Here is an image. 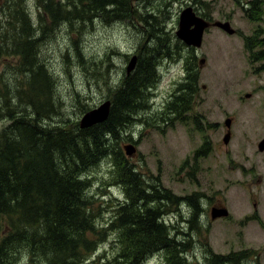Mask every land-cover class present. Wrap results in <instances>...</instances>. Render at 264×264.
<instances>
[{
  "label": "rangeland",
  "instance_id": "rangeland-1",
  "mask_svg": "<svg viewBox=\"0 0 264 264\" xmlns=\"http://www.w3.org/2000/svg\"><path fill=\"white\" fill-rule=\"evenodd\" d=\"M48 1L55 19L50 13L38 16ZM133 6L137 15L132 21H117L101 11L81 12L78 0H0V136L18 140L22 133H13L15 121L32 124L42 138L60 128L75 130L85 112L111 101L150 60L154 76L139 108L125 112V127L111 140L105 138L106 156L98 166L78 174L87 182L95 226V233H87L94 240L88 258L107 260L124 253L127 240L119 242L122 229L115 222L128 211L136 215L139 203L161 213L157 224L186 264H219L234 254L240 255L238 261L224 264H264V227L242 222L247 207L240 187L229 191L231 180L226 185L237 172L226 170L223 142L228 117L241 125L245 95L254 93L253 103L264 98V0H133ZM188 7L213 23L201 48L176 37L179 16ZM144 17L147 24H142ZM217 22H228L236 34L213 26ZM160 30L171 39H156ZM28 54L35 69L42 68L35 90L32 67L24 62ZM133 58L137 64L130 74ZM246 110L251 113L250 106ZM126 145H133L136 154L126 156L120 169L115 164ZM125 165L135 167L141 197L159 200H138L132 211L128 180L119 179ZM59 166L68 169L61 161ZM217 203L228 208L229 218L211 219ZM6 222L0 215V238L10 233ZM15 246L9 264H41V258L29 260L27 246ZM172 250L164 246L135 262L165 264Z\"/></svg>",
  "mask_w": 264,
  "mask_h": 264
},
{
  "label": "trees",
  "instance_id": "trees-1",
  "mask_svg": "<svg viewBox=\"0 0 264 264\" xmlns=\"http://www.w3.org/2000/svg\"><path fill=\"white\" fill-rule=\"evenodd\" d=\"M78 1L84 6L81 12L85 9L101 11L103 17H112L117 21H132L137 15L133 0ZM70 7L75 9L77 4L72 3ZM51 8L52 1L46 2L39 8L38 16L50 13L55 19ZM148 22L144 17L142 24ZM25 26L30 27L28 21H25ZM159 32L161 35L156 39H171L168 32ZM33 59L29 54L24 57V62L32 67L31 85L35 90L36 79L42 74V68L35 69ZM152 76L150 60H145L141 70L125 80L120 92L113 95L110 117L103 124L87 129L77 124L75 130L60 128L49 131L42 138L32 124L15 121L13 133H22L19 139L13 140L5 134L0 136V215L7 218L5 229L10 231L8 236L0 238V264H9L7 259L15 245V248L27 246L25 250L29 260L41 258V264H136V258L147 252H154L164 246L172 250L168 244L171 239L167 231L157 224L161 220V213L137 203L136 215L128 211L115 222L116 228L122 229L119 242L122 243V238L127 240L124 253L107 260L102 258L103 255L88 258L87 251L94 240L88 238L87 233H95V226L88 209L89 198L85 193L87 182L78 177L79 173L86 171L87 166H98L106 156V142L125 127V112H129V115L139 108V99ZM190 91L192 93L194 90ZM118 156L120 160L115 166L121 169L128 157L124 147ZM60 161L68 169L61 168ZM135 170V167L125 165L123 172L119 173V179L128 180L127 192L132 211L138 200L147 204L159 200V197L148 199L151 198L148 195L141 197V180ZM164 199L171 201L172 198L167 196ZM239 256L234 254L226 259L219 257V264L236 262ZM165 264H186V261L172 250Z\"/></svg>",
  "mask_w": 264,
  "mask_h": 264
},
{
  "label": "flooded vegetation",
  "instance_id": "flooded-vegetation-1",
  "mask_svg": "<svg viewBox=\"0 0 264 264\" xmlns=\"http://www.w3.org/2000/svg\"><path fill=\"white\" fill-rule=\"evenodd\" d=\"M253 95L252 92L245 95L241 125H237L233 117L226 119L229 120V126L225 124V135L229 134L228 143H224L226 170L231 174L237 172V178H228L226 185L229 186L231 180L229 191L237 186L241 189L242 203L247 207L242 218L245 226L258 224L264 227V103L261 104L262 109L259 106L264 98H260L258 103L249 102ZM248 106L251 107V113L246 110ZM221 206L226 207L218 203L213 207Z\"/></svg>",
  "mask_w": 264,
  "mask_h": 264
},
{
  "label": "water",
  "instance_id": "water-1",
  "mask_svg": "<svg viewBox=\"0 0 264 264\" xmlns=\"http://www.w3.org/2000/svg\"><path fill=\"white\" fill-rule=\"evenodd\" d=\"M213 24V23H212ZM213 26L219 27L230 35H233L235 31L231 29L228 22L221 23L217 22ZM211 27L210 23L199 17L193 8L188 7L182 11L180 15V21L178 25V30L176 32V37L189 47L201 48L203 44L204 34ZM135 61V62H133ZM205 60H201L200 64L203 65ZM137 60L133 58L127 68L128 73H132L136 68ZM112 102L110 100L101 104L99 107L88 111L81 119L80 127L82 129H87L95 125L103 124L110 117ZM100 111V112H99ZM93 113V114H92ZM96 116V117H95ZM92 117V118H91ZM229 121L227 124L229 126ZM229 140V135L225 136L224 141L227 143ZM124 150L127 156L132 157L136 153V148L133 145L124 146ZM229 213L226 208H213L211 210L212 220H217L220 218L228 217Z\"/></svg>",
  "mask_w": 264,
  "mask_h": 264
},
{
  "label": "bare ground",
  "instance_id": "bare-ground-1",
  "mask_svg": "<svg viewBox=\"0 0 264 264\" xmlns=\"http://www.w3.org/2000/svg\"><path fill=\"white\" fill-rule=\"evenodd\" d=\"M57 87V86H56ZM150 89V88H149ZM151 93V92H150ZM149 99V98H148ZM54 109V108H53ZM100 112V111H99ZM142 112V111H141ZM93 114V113H92ZM38 116V115H37ZM96 117V116H95ZM92 118V117H91Z\"/></svg>",
  "mask_w": 264,
  "mask_h": 264
}]
</instances>
